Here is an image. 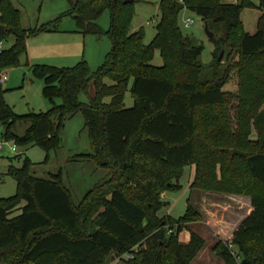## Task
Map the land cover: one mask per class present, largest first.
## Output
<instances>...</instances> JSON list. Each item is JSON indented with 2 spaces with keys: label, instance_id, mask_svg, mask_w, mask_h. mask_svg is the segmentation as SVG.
<instances>
[{
  "label": "trees",
  "instance_id": "1",
  "mask_svg": "<svg viewBox=\"0 0 264 264\" xmlns=\"http://www.w3.org/2000/svg\"><path fill=\"white\" fill-rule=\"evenodd\" d=\"M125 1L67 0L69 9L57 19L24 30L19 11L10 0H0V43L14 40L11 48L0 52V73L20 66L28 38L58 31L65 17L73 18L79 33L107 35L111 41L110 52L95 72L85 62L67 69L30 67L32 77L43 82L42 95L51 104L45 113L16 115L0 86V126L7 142L22 148L38 146L49 154L61 146L66 118L80 113L91 145V153L83 158L108 171L76 205L61 173L49 181L35 179L28 174V159L20 169L9 167L6 175L17 182L18 191L0 199V264H107L112 255L128 256L126 264H191L205 245L186 227L201 220L199 211L188 202L178 220L156 216L165 206L162 193L178 190L185 167L195 169L190 189L251 200L252 213L232 240L221 244L218 258L224 264H264V17L252 35L243 32L241 23L243 9L264 10V0L258 4L161 0L156 35L149 44L142 28L131 31L134 2ZM184 9L200 16L209 31L225 23L229 36L240 34V61L233 66L241 81L235 132L223 90L228 75L219 72L217 60L203 78L204 48L190 45L178 27ZM107 10L110 28L104 32L97 21ZM224 45L225 40L218 38L213 56ZM156 51L161 67L152 65ZM246 82L250 86H244ZM127 92L133 100L131 108L125 105ZM201 110H209L210 141L200 139ZM17 124L26 127L20 136L13 132ZM252 128L257 139L250 142ZM185 230L190 240L182 244L179 235Z\"/></svg>",
  "mask_w": 264,
  "mask_h": 264
},
{
  "label": "rangeland",
  "instance_id": "2",
  "mask_svg": "<svg viewBox=\"0 0 264 264\" xmlns=\"http://www.w3.org/2000/svg\"><path fill=\"white\" fill-rule=\"evenodd\" d=\"M10 1L20 13V25L24 30L39 29L43 25L54 21L69 9L67 0ZM132 1L134 2V19L131 31H138L142 28L145 32V43L149 44L156 35V26L160 20L158 7L161 0ZM238 2L239 0H221V3L224 4H236ZM253 3L258 4V0H253ZM261 17H264V10L243 9L241 13L243 32L254 34ZM184 18L194 21L189 29H186L183 25ZM97 24L104 32L109 30L110 12L108 10L104 11ZM262 24L264 25V19H262ZM58 27L59 29L56 32L40 33L37 36L28 38L26 41L27 54L21 59L20 66L3 70L6 73V83L2 85V89L6 91L4 100L18 116L29 113H45L51 108V104L42 95L43 82L32 77L31 66L45 65L57 69H67L85 62L90 70L95 72L104 63L107 54L111 50V41L107 35L101 38L90 34L83 35L76 30L75 22L71 17L63 18ZM178 27L182 35L189 40L190 45L204 48L200 57V63L204 68L203 78L208 76L209 66L214 64L221 55L219 72L222 74L226 72L228 75L223 90L226 93V109L231 118V131L233 132L237 127L235 107L238 104L236 96L239 83L241 82L238 77V71L233 66L234 63L240 61L238 55L240 34L232 32V36H229L225 23L215 26L213 30L210 29L216 38L225 40L224 47L216 56H213L215 41L209 39L206 35L205 22L200 16L188 11H182L178 17ZM13 43V39L2 43V50L11 48ZM246 63V67L251 68V64L249 62ZM152 65L155 67L162 66V58L159 51L155 52ZM260 65L255 63V67ZM106 82L111 84L108 80ZM244 86L248 87L250 83L246 82ZM80 99L84 103L87 102L84 96ZM55 102L57 104L61 103L59 99ZM125 105L126 108H131L133 105L129 92L125 95ZM263 108L264 104L261 109ZM208 111L201 110L198 119L199 134L201 133L200 139L205 141L211 140L208 137V132L211 128L207 124L206 119ZM25 128L24 124H17L13 132L20 136L24 133ZM4 132L5 129L1 125L0 142L3 144V150L0 151V199L10 198L17 193V182L6 174L9 167L20 169L25 159H28L31 163L28 174L35 179L49 181L52 175L61 173L62 182L70 191L72 201L76 205L108 175L106 169L99 168L94 161L83 158L84 155L91 153V145L85 120L80 113L66 118L61 130V146L49 154L40 147L33 145L25 148L17 147V151L13 153L9 149L12 142H7L4 139ZM256 139L257 134L252 128L248 141L253 142ZM222 148L235 151L226 147ZM16 156L21 157L15 160ZM193 179L194 170H192V167H185L179 179L178 190L162 193L161 198L165 206L156 216L158 220L167 216L178 220L186 213L189 202L192 208L199 211L201 220L190 222L186 227L189 231L198 234L205 242L204 248L196 256L193 260L195 262L192 264H196V261H222L218 258L219 247L221 244L229 242L225 238V235H228V228L225 222H233L236 219V203L232 204L226 198L229 195L224 193L190 189ZM232 196L236 195L233 194ZM238 197L249 198L242 195H238ZM210 221L220 229V235L215 234L212 227L208 226L207 223ZM189 231L185 230L179 235L180 243L184 244L187 239L189 242ZM221 235L223 238H220ZM217 245L219 246L216 248ZM213 258L216 260H213ZM127 259L128 256L117 258L112 255L107 264H126L124 261Z\"/></svg>",
  "mask_w": 264,
  "mask_h": 264
},
{
  "label": "crops",
  "instance_id": "3",
  "mask_svg": "<svg viewBox=\"0 0 264 264\" xmlns=\"http://www.w3.org/2000/svg\"><path fill=\"white\" fill-rule=\"evenodd\" d=\"M134 31H136V30H134ZM5 83H6V81L4 82V84ZM192 170H194V174H195L194 167H192ZM226 198H228V200H230L232 202V204L236 203L235 207H237V211H236L237 217H236V219H234L233 222H225L226 225H227V228H228V235H225V238H226V240L230 241V240H232V237H233L234 233L238 230V228L241 226V224L252 213L253 208H252V205H251L250 198H243V197L232 196V195H229ZM207 224H208V226L212 227V229L215 232V234H219L220 235V229L217 227L216 224L211 223V221L208 222ZM220 238H223L222 235L220 236ZM187 242H188V239H187ZM187 242L185 241L184 244H187ZM213 260H216V259L213 258ZM193 262H195V261H192V263ZM196 264H224V263L222 261H196Z\"/></svg>",
  "mask_w": 264,
  "mask_h": 264
},
{
  "label": "built area",
  "instance_id": "4",
  "mask_svg": "<svg viewBox=\"0 0 264 264\" xmlns=\"http://www.w3.org/2000/svg\"><path fill=\"white\" fill-rule=\"evenodd\" d=\"M181 1V0H180ZM182 3V1L180 2ZM184 12L186 11V9L183 10ZM194 23L193 20L189 19V18H184L183 19V25L186 29H189L191 27V25ZM2 51V43H0V52ZM6 80V75L5 72L0 73V86H2L4 84ZM9 149L11 150V152L15 153L17 151V146L12 142L9 146ZM3 150V144L0 142V151ZM228 249L231 253V255L237 259V261H239V257L237 255V252L235 251V249L233 248V246L231 244L228 245Z\"/></svg>",
  "mask_w": 264,
  "mask_h": 264
},
{
  "label": "water",
  "instance_id": "5",
  "mask_svg": "<svg viewBox=\"0 0 264 264\" xmlns=\"http://www.w3.org/2000/svg\"><path fill=\"white\" fill-rule=\"evenodd\" d=\"M125 3H126V4H133V1H132V0H126ZM205 33H206V35L209 37V39L214 40V41H216V42L218 41V38H216V37L214 36V34H213L212 32L209 31V28H208L207 23H205ZM220 60H221V55H220L218 61L220 62Z\"/></svg>",
  "mask_w": 264,
  "mask_h": 264
}]
</instances>
